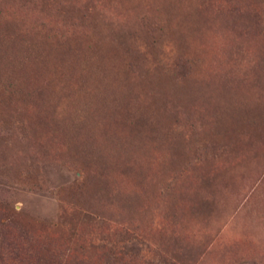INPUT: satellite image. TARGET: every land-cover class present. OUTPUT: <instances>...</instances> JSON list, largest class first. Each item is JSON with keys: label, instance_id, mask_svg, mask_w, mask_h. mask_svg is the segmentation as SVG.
<instances>
[{"label": "rangeland", "instance_id": "obj_1", "mask_svg": "<svg viewBox=\"0 0 264 264\" xmlns=\"http://www.w3.org/2000/svg\"><path fill=\"white\" fill-rule=\"evenodd\" d=\"M0 264H264V0H0Z\"/></svg>", "mask_w": 264, "mask_h": 264}, {"label": "trees", "instance_id": "obj_2", "mask_svg": "<svg viewBox=\"0 0 264 264\" xmlns=\"http://www.w3.org/2000/svg\"><path fill=\"white\" fill-rule=\"evenodd\" d=\"M40 27H41V28H43V27H44V25H41ZM41 28H40V29H41Z\"/></svg>", "mask_w": 264, "mask_h": 264}]
</instances>
